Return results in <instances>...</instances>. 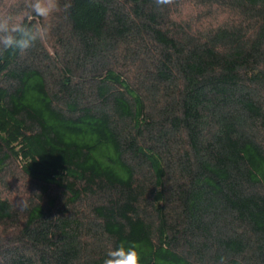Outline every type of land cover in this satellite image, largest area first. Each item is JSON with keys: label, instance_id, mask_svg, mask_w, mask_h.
Instances as JSON below:
<instances>
[{"label": "trees", "instance_id": "16d2710c", "mask_svg": "<svg viewBox=\"0 0 264 264\" xmlns=\"http://www.w3.org/2000/svg\"><path fill=\"white\" fill-rule=\"evenodd\" d=\"M30 2L0 0L50 25L0 51V264H264V0Z\"/></svg>", "mask_w": 264, "mask_h": 264}, {"label": "clouds", "instance_id": "9594fccd", "mask_svg": "<svg viewBox=\"0 0 264 264\" xmlns=\"http://www.w3.org/2000/svg\"><path fill=\"white\" fill-rule=\"evenodd\" d=\"M157 5H170L173 0H155ZM31 14L48 21L61 12L67 13L72 8L71 0H31L29 4ZM50 25L47 23L35 25H12L8 20H0V51L9 49L21 52L33 47L38 41L47 38ZM104 264H141V253L135 244L119 246L110 249Z\"/></svg>", "mask_w": 264, "mask_h": 264}, {"label": "rangeland", "instance_id": "374dc122", "mask_svg": "<svg viewBox=\"0 0 264 264\" xmlns=\"http://www.w3.org/2000/svg\"><path fill=\"white\" fill-rule=\"evenodd\" d=\"M198 10L199 8H193V6L189 5L183 8L185 15L191 12L192 14H195L196 12H198ZM10 183V188H6L4 192L6 194H9L12 200L16 202H21L22 200L27 199L28 196L34 191L27 181L24 182L22 177H18V174L10 178Z\"/></svg>", "mask_w": 264, "mask_h": 264}]
</instances>
